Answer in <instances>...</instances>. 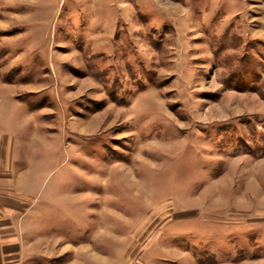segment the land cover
Here are the masks:
<instances>
[{"label":"rangeland","instance_id":"obj_1","mask_svg":"<svg viewBox=\"0 0 264 264\" xmlns=\"http://www.w3.org/2000/svg\"><path fill=\"white\" fill-rule=\"evenodd\" d=\"M264 264V0H0V264Z\"/></svg>","mask_w":264,"mask_h":264},{"label":"crops","instance_id":"obj_2","mask_svg":"<svg viewBox=\"0 0 264 264\" xmlns=\"http://www.w3.org/2000/svg\"><path fill=\"white\" fill-rule=\"evenodd\" d=\"M2 264V263H1Z\"/></svg>","mask_w":264,"mask_h":264}]
</instances>
